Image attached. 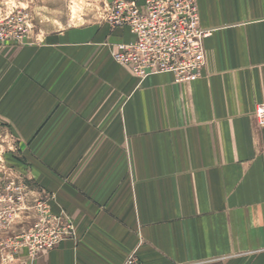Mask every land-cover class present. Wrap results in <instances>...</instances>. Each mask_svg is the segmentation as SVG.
Returning <instances> with one entry per match:
<instances>
[{
    "label": "crops",
    "instance_id": "0c3cea01",
    "mask_svg": "<svg viewBox=\"0 0 264 264\" xmlns=\"http://www.w3.org/2000/svg\"><path fill=\"white\" fill-rule=\"evenodd\" d=\"M206 68L176 84L112 56L127 28L0 49V121L76 237L33 264H264V0H198Z\"/></svg>",
    "mask_w": 264,
    "mask_h": 264
},
{
    "label": "rangeland",
    "instance_id": "374dc122",
    "mask_svg": "<svg viewBox=\"0 0 264 264\" xmlns=\"http://www.w3.org/2000/svg\"><path fill=\"white\" fill-rule=\"evenodd\" d=\"M115 1L0 0V49L40 41L73 26L109 23ZM17 143L16 135L0 121V264H22L38 240L46 241L52 232L64 241L77 234L72 217L65 210L55 212L52 196L34 188L24 176V157ZM59 214L72 222L73 235L63 236L66 225L49 223ZM42 227L49 233H40Z\"/></svg>",
    "mask_w": 264,
    "mask_h": 264
},
{
    "label": "built area",
    "instance_id": "2783aa9c",
    "mask_svg": "<svg viewBox=\"0 0 264 264\" xmlns=\"http://www.w3.org/2000/svg\"><path fill=\"white\" fill-rule=\"evenodd\" d=\"M110 14V28H127L132 36L129 42L117 44L112 56L133 75L145 79L170 74L176 84L193 83L202 77L206 68L205 40L212 31L202 25L198 0H116ZM255 113L264 127V104H259ZM52 219L49 223L66 225L63 236L73 235L72 222L66 215ZM49 231L46 227L39 229L42 234ZM64 240L60 234L50 233L46 241L38 240L22 264H33L40 254ZM123 264L145 263L134 254Z\"/></svg>",
    "mask_w": 264,
    "mask_h": 264
}]
</instances>
